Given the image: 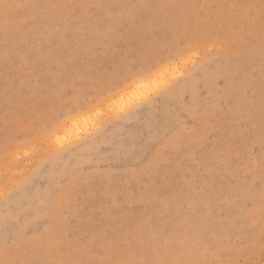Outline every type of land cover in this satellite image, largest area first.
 <instances>
[{
  "label": "rangeland",
  "instance_id": "rangeland-1",
  "mask_svg": "<svg viewBox=\"0 0 264 264\" xmlns=\"http://www.w3.org/2000/svg\"><path fill=\"white\" fill-rule=\"evenodd\" d=\"M81 3L104 7L71 17L48 7ZM259 3L0 0V190L12 191L9 199L0 198V261L212 264L229 236L243 230L258 237L264 213V178L255 166L264 155L259 25L256 34L235 35L223 47L211 34L225 30L238 11L232 5ZM16 4L30 7H4ZM201 33L208 38L194 39L193 47L203 67L154 104L80 143L71 156L73 166H84L77 174L94 172L87 167L92 163L103 174L86 178L75 191L57 176L63 187L53 204L50 182L38 171L41 157L34 155L30 164L15 160L13 138L38 128L43 113L76 103L81 88L94 87L101 77L115 83L133 65L167 62L179 38ZM174 70L172 62L168 75ZM115 115L108 105L85 109L78 126L69 122L59 134L82 141ZM42 138L38 131L36 139ZM6 226L24 238L7 255Z\"/></svg>",
  "mask_w": 264,
  "mask_h": 264
},
{
  "label": "snow or ice",
  "instance_id": "snow-or-ice-1",
  "mask_svg": "<svg viewBox=\"0 0 264 264\" xmlns=\"http://www.w3.org/2000/svg\"><path fill=\"white\" fill-rule=\"evenodd\" d=\"M6 9L15 7L23 9L30 7V5L16 4L4 5ZM50 8L57 10H64L69 17L74 16L76 12L82 9H94L96 7H104L103 5H88V4H54L49 5ZM110 8L120 7L117 5H110ZM143 7V6H140ZM227 7V6H225ZM236 11V14L230 19L228 25L223 32L217 31L211 34V39L221 42V47L224 46V41H230L235 35L256 34L255 29L259 25V40L261 48V115L264 118V0H260L256 4H234L231 6ZM7 31V24L5 25ZM208 38L207 33H201L196 37L179 38L173 48L169 49V55L164 59L156 62L141 63L139 68L133 65L130 71L122 74L115 83L109 82L111 78L101 77L95 82L94 87L89 89L81 88L78 96H76V103L71 101L62 105L57 111L53 109V115L49 116L46 112L40 116L38 120V128L33 130L22 138H13V144L17 148L15 160L27 159L29 164L32 157L40 156L41 163L39 172L44 174L45 179L49 183V195L53 204L57 203V193L63 186L56 183L57 176L60 180L66 182V186L70 191L78 190L85 182L86 178L93 175H102L100 168L95 164L87 165L88 168L95 169L94 172L87 173V177L78 175L77 173H84L85 169L82 165L73 166L71 163V156L74 150L79 147L80 143H86L94 136L99 135L107 124H111L115 120L122 119L133 113L142 111L145 107L155 103V101L165 97L174 88L179 86L185 79H187L193 71L203 67L200 59V52L198 48L193 47V40L197 43H203ZM215 46V45H214ZM175 62V70L173 75L169 76L170 65ZM237 68V72H241ZM118 95V100L113 99ZM105 105L114 108L116 115L102 124L96 129L95 133L85 137L82 141L79 139L69 141L67 135L61 136L59 130L69 122L73 126H78L80 121V114L85 109L101 110ZM38 131L43 134L42 139H36ZM31 148V151L26 149ZM57 164L63 165V171L57 173ZM51 165L52 170L46 171ZM255 166L259 168L261 177L264 178V155L255 162ZM250 174L245 173V175ZM12 191L5 194L0 190V198L9 199ZM227 195V193H222ZM261 200L264 202V190L261 192ZM60 207H63V198L61 197ZM23 237L14 233L10 227L6 226L4 243L6 255L9 249L15 250L17 245L23 242ZM259 253V261L254 259L256 253ZM0 264H21L20 261L14 259H5L0 261ZM23 264H198L196 261L185 260H150V259H120L105 258L87 261H25ZM206 264V262H205ZM212 264H264V213H262V226L260 228L259 236H250L243 232H237L234 236H229L224 243V246L219 248L216 253V259Z\"/></svg>",
  "mask_w": 264,
  "mask_h": 264
}]
</instances>
